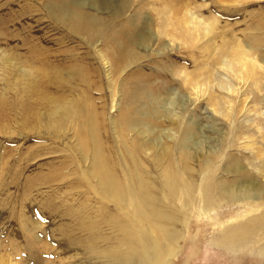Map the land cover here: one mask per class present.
Returning <instances> with one entry per match:
<instances>
[{"label":"rangeland","instance_id":"rangeland-1","mask_svg":"<svg viewBox=\"0 0 264 264\" xmlns=\"http://www.w3.org/2000/svg\"><path fill=\"white\" fill-rule=\"evenodd\" d=\"M154 1L134 3L124 16L125 22L129 21L125 24L132 26L131 18L135 12H142L140 20H135L138 28L153 24L156 16L145 8ZM179 1L181 4L184 1L187 9H197V13L207 21H217V30L213 35H223L232 44L231 47H240L242 43L252 49V56L259 57L264 64V0ZM104 7L92 0L86 10L95 18H100L101 23L107 24L97 28L101 34L98 33L91 44L83 38H75L63 26L50 23L34 0H0V264L3 259L6 264H60L66 260L64 264H105L91 248L100 247L98 239L102 232L98 226L104 222L103 215L108 218L109 215L118 217V214L112 204L101 205L102 201L81 174L80 169H86L88 163L81 161L79 146L80 140L89 141L88 131L85 126H80V121L72 120L60 134L54 132L52 125L57 123L52 116L54 103L70 106L83 123V118L90 115L100 121L102 129L99 133L105 159L110 164L116 160L110 154V148L115 143L114 132L126 139L131 126L143 130L141 128L146 125L163 142L172 145L166 133L174 126L164 114H159L160 105L181 114L174 134H184L188 128H195L201 133L196 143L200 142L203 148L217 146L222 155L225 153L220 168L224 176H227L224 169L228 158L244 152L240 142L245 141L239 142L237 138L231 144L234 147L230 145L227 149L216 141L228 134L226 142L230 143L238 130L242 131L244 135L241 136L245 139L256 133L252 140H260L254 125L264 124V103L259 105L264 92L258 94L256 89L260 115L249 110L247 118L253 119L249 123L240 115L235 122L240 129L237 127L231 138L230 127L233 125L222 116L205 111L204 104L186 113L187 109L179 108L178 103L151 105L143 92H139L137 101L128 100L133 105L132 112H124L122 108L127 101L124 98H128V94L139 86H151L161 91L172 87L180 96H188L189 89L178 73L195 71L203 65L206 57L196 49L182 47L179 41L165 43L163 38L156 36V28H152L151 35L156 38L154 49L159 50L163 44L166 48L171 45L169 50L162 55L155 52V57L145 61L141 68L136 66L123 77H108L104 71V58L100 54L111 44L109 42L115 38L118 28L111 23L112 7ZM129 38L123 37V41L127 42ZM146 47L140 46L139 53L146 54L150 48L146 50ZM137 68H140L139 72L135 73ZM220 69L213 64V73L217 74L216 70L222 72ZM187 98L183 102H188ZM114 100L115 107L112 108ZM141 105H144L143 109ZM154 111L158 113L156 119L143 117L144 113L153 114ZM130 137L136 146L146 143L135 132ZM256 147L260 148V144ZM177 150L178 146L172 149L175 168ZM242 161L248 167L246 160ZM252 177L259 179L255 171ZM230 201L220 205V220L236 215L237 209ZM82 228L89 231L81 233ZM177 228L184 243L179 258L173 264L264 262L252 255L257 252L254 248L234 252L229 251L231 247L215 249L212 246L210 252L213 258L207 261L211 254L204 251L214 232L213 224L199 219L192 221L186 230L181 224ZM262 233L264 229L256 234L254 242L264 238ZM83 236L88 241L79 245L77 242ZM221 242L220 239L216 242L217 247ZM111 264L114 262L111 261Z\"/></svg>","mask_w":264,"mask_h":264},{"label":"bare ground","instance_id":"bare-ground-1","mask_svg":"<svg viewBox=\"0 0 264 264\" xmlns=\"http://www.w3.org/2000/svg\"><path fill=\"white\" fill-rule=\"evenodd\" d=\"M143 1L145 0H120L116 3L115 0H95V4L112 7L111 23L118 28L115 38L109 42L111 47L107 46L105 52L100 54L104 58V71L108 77H123L130 69L155 57V52L164 54L171 46L168 44H175L176 41L188 50L196 49L206 60L193 72L183 70L178 73L180 80H184L187 90L189 89L188 96H180L172 87L161 91L151 86H139L128 94V98H124L127 101L122 110L132 112L133 105L128 100H136L139 92H143L151 105L178 103L179 108L187 109L186 113H191L197 106L204 104L205 111L222 116L233 125L230 127L231 138L237 127L240 129L239 125H235L240 115L249 123L253 119L249 120L246 113L249 110L259 112L254 90L258 94L264 92V64L259 57L252 56V49L242 43L240 47H231L232 44L223 35H213L217 30V21L209 22L197 13V9H187L184 1L181 4L179 0H156L145 8L156 16L153 24L138 28L135 20H140L142 12H135L131 18L132 26L126 25L129 22L124 20L126 12L134 3ZM34 2H38L50 23L63 26L75 38H83L89 43L97 39L100 32L97 28L107 26L101 23L100 18H95L86 11L92 0ZM7 6L5 4L6 8ZM19 7L22 8L20 5ZM152 28H156L155 33L159 39L163 38L165 43L169 41L167 48L162 44L159 50L154 49L156 38L151 35ZM123 37L130 38L124 42ZM140 46H147L146 50L150 47L149 51L140 54ZM213 64L218 65L222 72L216 70L217 74L213 73ZM55 80L57 82V78ZM186 97L188 102H183ZM261 98L263 99L259 105L264 103V95ZM114 103L115 100L112 108L115 107ZM52 108V116L57 121L52 128L57 134L72 120L80 121V126H85L89 141L80 140L79 148L82 150L81 161L88 163V167L81 168V174L102 201L101 205L112 204L118 214V217L109 215L108 218L103 215L104 222L98 226L102 232L98 239L100 247L91 248L105 264H111V261L114 264H173L179 258L180 248L184 243L179 238L180 230L177 227L181 224L186 230L192 221L199 219H206L214 227V235H210L205 246V254H211L207 261L213 258L210 246L215 249L231 247L229 251L234 252L254 248L257 252L252 255L264 261V238L254 242L256 234L264 229V124L254 125L259 133L258 141L252 140L256 133L245 139L240 130L230 143L226 142L228 134L216 141V144L224 145L226 149L237 138L239 142L245 141L240 142L244 152L228 158L224 169L227 176H224L220 168L225 153L222 155L217 146L203 148L204 146L199 145L200 142L196 143L201 133L195 128L189 130V125L188 132L174 134L181 114L170 111L166 106H159V114H164L174 126L166 133L172 145L163 142L146 125L141 128L143 130L131 126L126 139L114 132L115 143L110 148V154L116 160L112 164L105 159L99 133L102 125L95 116L84 117L83 123L68 105L54 103ZM157 114L155 111L153 114L144 113L143 117L151 116L156 119ZM190 122L193 124V121ZM80 131L82 132L81 129ZM132 132L146 143L136 146L130 137ZM257 144H260V148L256 147ZM174 146H178L175 153L177 168L172 164ZM243 159L248 167L243 164ZM251 170L256 172L259 179L252 177ZM257 195L260 197H253ZM227 200L235 205L237 213L220 220V205ZM88 231L86 228L81 229L84 234ZM219 239L223 242L217 247ZM84 241H88L85 236L77 243L81 245ZM3 260L1 264H6ZM66 262L67 260L60 264Z\"/></svg>","mask_w":264,"mask_h":264}]
</instances>
